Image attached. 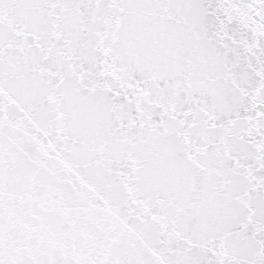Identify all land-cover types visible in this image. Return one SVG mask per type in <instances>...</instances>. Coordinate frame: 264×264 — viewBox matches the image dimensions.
Returning <instances> with one entry per match:
<instances>
[{"label":"snow or ice","instance_id":"6c2138e0","mask_svg":"<svg viewBox=\"0 0 264 264\" xmlns=\"http://www.w3.org/2000/svg\"><path fill=\"white\" fill-rule=\"evenodd\" d=\"M0 264H264V0H0Z\"/></svg>","mask_w":264,"mask_h":264}]
</instances>
